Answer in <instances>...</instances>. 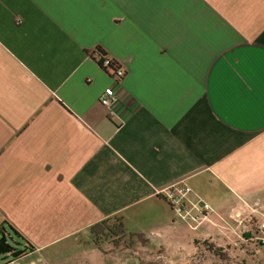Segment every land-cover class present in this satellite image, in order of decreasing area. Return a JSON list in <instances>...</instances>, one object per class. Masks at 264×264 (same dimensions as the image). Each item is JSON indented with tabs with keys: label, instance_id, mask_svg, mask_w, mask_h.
<instances>
[{
	"label": "crops",
	"instance_id": "0c3cea01",
	"mask_svg": "<svg viewBox=\"0 0 264 264\" xmlns=\"http://www.w3.org/2000/svg\"><path fill=\"white\" fill-rule=\"evenodd\" d=\"M97 48L127 71L124 120L100 103ZM262 73L264 0H0V224L35 247L16 264H52L72 238L99 254L112 219L178 251L222 240L264 198ZM174 183L192 188L188 218L162 193Z\"/></svg>",
	"mask_w": 264,
	"mask_h": 264
},
{
	"label": "rangeland",
	"instance_id": "374dc122",
	"mask_svg": "<svg viewBox=\"0 0 264 264\" xmlns=\"http://www.w3.org/2000/svg\"><path fill=\"white\" fill-rule=\"evenodd\" d=\"M238 212L239 216L234 214L218 226L222 240L190 236V252L183 251L186 247L178 251L170 243L130 234L112 219L95 228L99 254L83 252L72 238L57 249L61 255L48 258L52 264H264V198L253 203L247 200ZM194 225L186 224L187 230L193 232Z\"/></svg>",
	"mask_w": 264,
	"mask_h": 264
},
{
	"label": "built area",
	"instance_id": "2783aa9c",
	"mask_svg": "<svg viewBox=\"0 0 264 264\" xmlns=\"http://www.w3.org/2000/svg\"><path fill=\"white\" fill-rule=\"evenodd\" d=\"M104 70H106L112 77L113 85L106 88L100 95V103L110 110V115L114 117L118 115L121 120H124L130 114V108L125 106L123 113H119L117 110L125 103L120 98L117 88L123 83V80L127 74L126 69L114 58L109 56L102 59L100 64ZM192 188L188 184L174 183L162 190L165 199L169 203L173 212L181 217L188 218L190 216L191 209L189 208V195ZM201 211L204 216L211 214L212 209L207 202L201 203Z\"/></svg>",
	"mask_w": 264,
	"mask_h": 264
},
{
	"label": "trees",
	"instance_id": "16d2710c",
	"mask_svg": "<svg viewBox=\"0 0 264 264\" xmlns=\"http://www.w3.org/2000/svg\"><path fill=\"white\" fill-rule=\"evenodd\" d=\"M96 52L98 62L102 64V59L108 55L101 48H97ZM34 249L35 247L12 224L7 221L0 224V261H6L3 264H16L30 255Z\"/></svg>",
	"mask_w": 264,
	"mask_h": 264
},
{
	"label": "snow or ice",
	"instance_id": "6c2138e0",
	"mask_svg": "<svg viewBox=\"0 0 264 264\" xmlns=\"http://www.w3.org/2000/svg\"><path fill=\"white\" fill-rule=\"evenodd\" d=\"M262 82H264V73H262Z\"/></svg>",
	"mask_w": 264,
	"mask_h": 264
}]
</instances>
